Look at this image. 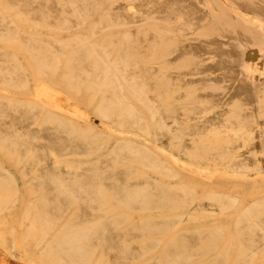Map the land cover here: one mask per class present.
<instances>
[{"label": "bare ground", "instance_id": "6f19581e", "mask_svg": "<svg viewBox=\"0 0 264 264\" xmlns=\"http://www.w3.org/2000/svg\"><path fill=\"white\" fill-rule=\"evenodd\" d=\"M221 1L0 0L12 255L264 264V0ZM46 81L120 129L105 151L113 136L43 101Z\"/></svg>", "mask_w": 264, "mask_h": 264}, {"label": "rangeland", "instance_id": "374dc122", "mask_svg": "<svg viewBox=\"0 0 264 264\" xmlns=\"http://www.w3.org/2000/svg\"><path fill=\"white\" fill-rule=\"evenodd\" d=\"M216 2L222 4L221 0H216ZM258 24H259L258 28L260 29V32L264 35V24L262 22H258ZM44 86H45L44 95L43 97H41L43 101L48 103H53L56 100H60L61 105L64 108H66L68 111L77 114L84 120H87L92 125L103 129L108 136H113L108 143L103 144L101 150L103 149V151H105L112 144V142L115 139L114 134H118L120 132V129L115 127L111 123L103 122L87 104V100L82 99L80 96H76L68 92H65L63 89H60L58 85H55L54 82L47 83L46 81L44 82ZM32 89H34V86ZM132 134L133 133H131L130 136H133ZM172 156H175V158L178 157V155L175 153H173ZM0 260L7 262L9 264L12 263L28 264L21 261L20 257L12 255L10 251L1 244H0Z\"/></svg>", "mask_w": 264, "mask_h": 264}]
</instances>
